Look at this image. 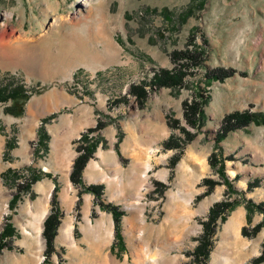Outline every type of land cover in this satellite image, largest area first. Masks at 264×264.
Returning <instances> with one entry per match:
<instances>
[{"label": "rangeland", "instance_id": "374dc122", "mask_svg": "<svg viewBox=\"0 0 264 264\" xmlns=\"http://www.w3.org/2000/svg\"><path fill=\"white\" fill-rule=\"evenodd\" d=\"M189 43L190 49L193 44L204 49L202 66L189 67L180 86H150L159 70L177 67L180 62L173 63L171 55ZM215 68L235 73L206 86L202 76ZM142 81L146 93L140 104L129 90ZM13 89L25 95V100L13 102ZM199 94L207 101L202 124L195 130L185 123L182 104ZM245 110L264 113V0H0V182L7 198L0 238L7 226L12 230L10 239L0 241V264H20V257L28 255L19 224L34 221L48 192L52 193L46 219L55 215L58 224L48 243L43 223V264L76 261L69 245L56 240L66 218L73 222L78 245L83 251L88 249L82 242L86 212L93 224L104 220L100 212L110 216L114 238L102 247V255L110 253L117 264H135L137 255L172 264L167 261L169 254L178 255L179 264H211L216 251L227 250L241 254L243 264H252L263 250L264 216L257 209L248 210L247 201L264 202V124L237 128L216 142L222 118ZM172 120L193 134L180 151L163 147L171 135L183 138L178 128L169 127ZM97 123L102 127L87 133ZM83 133L98 136V145L80 182L73 183L71 168ZM6 142L12 145L9 150ZM149 148L154 152L149 158L150 187L140 199L147 222L141 248L124 233L125 219L132 212L125 206L134 202L126 173L147 161ZM212 153L217 157L216 167L210 163ZM68 157L73 189L68 196L73 201L70 207L62 199L66 185L61 165ZM221 162L231 189L217 171ZM13 171L16 178L9 173ZM33 175L37 180L11 206L15 184ZM204 179L216 183L208 190ZM254 179L258 183L248 187ZM92 185L101 186L99 196L84 190ZM213 195L205 213H193ZM182 196L192 197L189 207ZM220 201L234 206L224 213L223 221L218 218L213 224L208 256L199 261L195 247L203 233L202 222ZM111 206L121 212L120 244ZM235 213L245 247L237 246L235 236L225 229ZM172 216L178 218L174 225L169 221ZM187 227L196 228L189 238L183 232ZM165 238L178 244L170 248Z\"/></svg>", "mask_w": 264, "mask_h": 264}, {"label": "trees", "instance_id": "16d2710c", "mask_svg": "<svg viewBox=\"0 0 264 264\" xmlns=\"http://www.w3.org/2000/svg\"><path fill=\"white\" fill-rule=\"evenodd\" d=\"M192 43V42H191ZM191 43L187 44V47L183 51L174 52L171 55V60L173 63H178L177 67L172 70H166L161 69L156 73L153 78L150 80L149 85L150 86H167V87H174V86H180L183 84V79L186 75H188V69L191 66H194L196 68L201 67L202 63L204 61V54H203V48L198 47L195 44L192 45V48L190 49L189 46ZM235 71L230 68H215L213 70H206L204 75V81L205 85L209 86L211 84V81H223L226 78L231 77ZM145 85L146 82H140L139 85H133L130 88L131 95L135 96L137 101L141 104L145 98ZM10 99L15 102L17 100H25V95H20L16 90H12L10 93ZM202 94H199V96H195V99L191 101L190 103L184 101L182 104L183 107V118L185 120V123L193 128V129H199L202 124L203 119V106L206 103V98ZM3 98V97H2ZM198 98V99H197ZM13 102L11 104H13ZM8 111V110H7ZM11 111V109L9 110ZM21 108L19 109V113H21ZM251 123L255 125H263L264 124V113L262 112H250L249 110H245L242 112L236 111L229 113L225 115L220 123L219 132L216 137V142L218 143L222 139H224L227 134L237 128H243L245 126L250 125ZM100 127H102L101 123H97V126H95L93 129H87V133H91L95 130H98ZM169 127L170 128H178L183 136V138L175 135H171L164 143L163 147L165 149H175L176 151H180L182 149V145L188 142L192 139L193 134L189 132L186 128L180 126L176 120L169 121ZM41 130L38 131L39 135V142L42 143L43 139H41ZM87 133H83L79 139L80 144L78 146L79 155L75 158L73 163L72 172L70 174V179L73 183H79L81 178V172L83 171L87 161L89 158L92 157L93 153L96 151L97 148V141L98 136L96 137H88ZM41 139V140H40ZM12 147V145L9 142H6V148L9 150ZM115 147H117V144H115ZM178 159L177 157H172L171 159V165ZM217 157L215 153L211 154L210 163L213 167H216L217 165ZM11 171V170H10ZM218 173L220 177L224 180L225 184L231 189L230 183L228 179L224 175V165L223 162H221L220 167L218 168ZM11 176H14L13 178H16L15 172H9ZM235 177H238L237 175ZM36 176L33 175L31 179H25L22 184H15L17 188V193L13 196L11 203H9L11 206H13L16 203V200L19 199L20 194L23 191H28L31 187V183L35 182ZM15 181V180H14ZM203 183L208 186V190L212 188V186L216 183L213 180L210 179H204ZM258 183L257 180H253L250 183L248 182L247 186L251 187L253 185H256ZM84 190H87L89 192H92L95 194V196H99L101 186H88ZM234 204L230 202L220 201L215 203L212 208L209 210L208 214V220L206 222H202L203 226V233L199 240L198 245L195 247V257L200 261L207 258L209 253V246H210V236L213 233V224L216 222V220L219 218L220 220H224L225 218V212L230 211L233 208ZM247 209H257L259 210L263 216H264V202H261L258 205H255L251 201H247ZM110 210L112 212V216L116 225V231H117V240L120 243L121 242V236L118 232V223L120 220L121 212L116 211V207H110ZM264 220V219H263ZM263 222V221H262ZM259 223L257 224L253 230L252 233H256L259 228L264 224ZM58 221L56 220V216L52 215L49 216L45 222H44V236L48 243H51L57 228ZM243 233L247 235V232L245 229L242 230ZM12 235V230L9 226H7L1 235L0 241L3 237L9 238ZM7 239V240H9ZM6 240V241H7ZM262 248L261 254L255 258L252 261V264H264V241L262 242Z\"/></svg>", "mask_w": 264, "mask_h": 264}, {"label": "bare ground", "instance_id": "6f19581e", "mask_svg": "<svg viewBox=\"0 0 264 264\" xmlns=\"http://www.w3.org/2000/svg\"><path fill=\"white\" fill-rule=\"evenodd\" d=\"M78 4L85 5V1H80V2H78ZM54 150H56V149L54 148ZM153 152H154V149L149 148L148 149V158L146 159L147 161L144 162V164L141 163L142 164V165L140 164L141 166L138 165L139 163L137 165L135 164L134 167L131 166L133 169L130 168L129 173H126L127 175L125 174L127 186L130 187L128 189L133 188V190H134V192H132V194H131V195H133L134 202H131V203H129V205L125 206L126 210L132 211V212L130 213L131 214L130 217L125 219L124 233L126 234V236L130 240L135 241L137 243V246L141 247V248L145 244L144 239L146 238L145 237V235H146L145 230H146L147 222H146V219L144 216L145 206L140 204V199H141V197H143V194L150 187V183H147V177H148V171L151 169V163H150L149 158H150V154H152ZM63 153H65V152L63 151ZM62 155H64V154H62ZM60 159L61 158H58L59 161H60ZM114 159H115V157H114ZM60 163H61V161H60ZM61 166H63V168H64L63 173H64V181H65V185H66L65 189L62 193V199H64L63 201L65 202V205L67 207L68 206L70 207L71 205H73L72 204L73 201L71 199H69V197H68V196H70L69 195L70 192L73 190L72 185L70 183V180L68 178V170L71 167L70 157L62 160ZM93 166H94V164L91 165L90 170H91V168H93ZM120 170H121V168H120ZM140 171H141V173H140ZM127 172H128V170H127ZM229 175L233 176V171H229ZM161 177L163 179H165L164 178L165 176H161ZM112 191H113V189H112ZM49 198H50V192H48L45 195L43 202H42V207L36 213L34 221L32 223L19 224L20 229H21V233L23 235V240L21 241V243L24 245V247L26 248L27 253H28V255L20 257V259H21V261L19 262L20 264H43V260L41 257L44 254V251L46 248L45 247L46 242H45V239L43 238L42 229H43V223H44L46 216L48 214ZM214 199H215V195H213V197L211 199H206L204 202H202L199 205V207L197 209L194 210L193 213H199V214L205 213L206 210L208 209V205ZM181 200L184 202V204L187 208L190 206L191 201L193 199L190 196V197H183ZM87 205H89V204L87 203ZM179 207H180V205H179ZM6 211H7L6 193H4V191L2 190V185L0 182V229L2 226V222H3L2 217ZM99 214L101 217H104V220L102 221V218L100 221L96 220L97 222L95 224L92 223L90 217L88 216V213L86 212V214H85L84 223H83V227H82V231L84 233V238H83L82 242L86 243L87 248H88L85 251H83V249L80 247V245H78V243L76 242V239L74 236V226H73L72 220L70 218L69 219L66 218L65 220H63V222H61L56 240H57V242L66 243L67 245H69L68 251H70V255L72 254L76 258V261L72 264H103L102 263V261H104L103 259H106V261L108 260V262L111 264H117V262H115V260L113 261V257L110 253H107L104 256L102 255V247H104L105 245H109L113 241L114 229H113V223L111 221L110 216H107V215L103 214L102 212H100ZM237 218H239L238 213H235L233 216H231L225 225V229H227L229 232H231L235 236L236 241H237L236 242L237 246L245 247V242L243 240H241L239 237V231L237 228V220H239V219H237ZM176 219H178V218H175V220H174L173 216H172L171 220L169 219V221H171L170 223H173V225H174V223H176L178 221ZM183 232H185L187 237L189 238L191 235L196 233V228L187 227L186 229H184ZM145 241H146V239H145ZM163 242L166 246L171 245V247L169 246L170 248H173L174 244L175 245L178 244V241H176V240L172 241V240L167 239V238H165V240ZM169 250L170 249H168V252H169ZM227 251H216L215 255L212 258L211 264H243L244 261H243L241 254L232 255V254L228 253ZM144 252H145V250H144ZM167 258H168L167 261L169 263H172V264H179L180 263V257L178 255L171 256L169 254V256ZM162 259H165V258H162ZM134 262H135V264H159V263H161L156 258H153V256L152 257H150V256L146 257L143 255H142V257H139V255H137L135 257ZM162 262H163V260H162Z\"/></svg>", "mask_w": 264, "mask_h": 264}, {"label": "water", "instance_id": "95a60500", "mask_svg": "<svg viewBox=\"0 0 264 264\" xmlns=\"http://www.w3.org/2000/svg\"><path fill=\"white\" fill-rule=\"evenodd\" d=\"M77 156V155H76ZM72 169V168H71ZM54 188V186L52 187V189ZM52 192H50V195H51ZM47 217V216H46Z\"/></svg>", "mask_w": 264, "mask_h": 264}, {"label": "crops", "instance_id": "0c3cea01", "mask_svg": "<svg viewBox=\"0 0 264 264\" xmlns=\"http://www.w3.org/2000/svg\"><path fill=\"white\" fill-rule=\"evenodd\" d=\"M79 118H81V117H79Z\"/></svg>", "mask_w": 264, "mask_h": 264}]
</instances>
